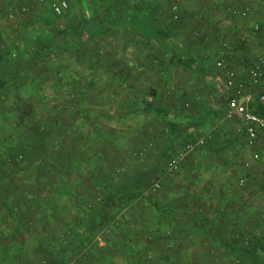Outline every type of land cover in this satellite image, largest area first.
I'll return each mask as SVG.
<instances>
[{"label":"rangeland","instance_id":"rangeland-1","mask_svg":"<svg viewBox=\"0 0 264 264\" xmlns=\"http://www.w3.org/2000/svg\"><path fill=\"white\" fill-rule=\"evenodd\" d=\"M54 1L0 0V50H8L13 57L19 53L14 48L26 53L28 56L25 58L24 71L22 75H18L23 76L27 72L31 78L40 77L37 82L40 92L48 103L56 105L51 116L45 108H39L33 116H25L19 137L26 136V139L32 140L31 145L36 143L33 139L36 137L37 142H41V149L39 151L35 146L25 148L23 151L28 156L26 170L20 175L12 176L10 182L0 179L3 183L0 184V197H10L9 204L13 205V210L27 219L32 227H36L37 233L41 235L42 245L32 233H12L9 223L4 222L0 224V255L6 249L7 254L16 260V264H49L53 248L55 250L57 244L64 241L71 217L82 219L91 210L93 201L98 198L94 197L98 192V183L106 178L108 184L121 186L129 184L135 178L146 176L148 189L157 195H166L167 197L162 198L171 199L172 204L173 201L181 204L184 210H178L180 206L176 208L173 222L167 225V234H162L160 228L155 233L161 235L153 240L151 239L154 237L153 230L156 225L154 220L148 225L147 209L141 205L138 206L139 214L131 216L130 212V219L126 216L125 222L120 219L118 223V220L111 219L97 228L92 239L95 243H118L125 236V232L129 233L126 238L139 237L143 243V247L131 258L123 259L121 254L116 253L111 261L101 264H238L239 261H245L244 252L232 251V247L240 245L237 242L238 235H235L236 226L220 225L224 216L223 210L219 208L222 195L218 191L221 192L222 187L219 189V186H213L210 190L206 186H198L191 196L180 197L187 191V186H190L186 184V173L189 171L187 169L192 167L191 164L198 157L197 152L202 150L201 147L198 148L199 139H168V130L163 119L150 110L142 109L141 103L143 92L150 94V85L148 87L147 83H143V60H149L154 65L153 60L156 59L154 52L147 55V45H144L143 5L150 2L149 9L154 12L157 21L169 30L173 38L188 45L200 36V28L190 24L195 15L193 6L203 7L204 0H136L141 8H135L131 0H125L122 5L114 6L117 15H120L115 19L116 23L114 21L104 35L98 38L94 36V39L91 36L83 38L82 33L77 36L79 27L76 22L82 17L91 16L90 0H86L87 9L82 3L79 6L76 0H66L67 7L60 13H55L53 24H39L42 21L40 18H45L51 12L49 3ZM173 7L176 8L173 10ZM104 8L107 6L102 0H98V6L94 9L100 15ZM173 14L177 17L173 18ZM111 17H115L114 12ZM59 29L61 31L57 32ZM83 29L85 34L86 26ZM94 30L98 32L101 27ZM27 31L32 34L26 36ZM27 37L33 40L35 48L40 41L47 39L49 60L32 54V46L26 44ZM67 39L71 46L69 42L67 48H53L56 44L60 46L66 43ZM78 40L83 42L79 43ZM213 60L216 63L217 60ZM58 63L72 69L71 76H75L78 85L86 89L81 98L84 111L79 115L77 109L71 108L73 101L78 99L76 94L68 93L65 85L54 87L50 81L55 72L50 71V68ZM203 66L207 68L201 74L203 84L214 83L211 81L213 73L210 66L206 63ZM231 68L237 77H241ZM182 72L184 74L181 73V80L189 81L191 74H187L188 70ZM68 76L70 75L63 77V82L69 80ZM30 86L31 83H28L24 87ZM21 97L19 101L25 98V94ZM162 100L166 101V97ZM204 104L202 101L198 104V110L203 109L201 113L204 112ZM166 109L171 111L170 107ZM55 117L60 118L56 127L61 126L58 129L53 127L49 131L48 127ZM206 117V113L199 114L197 121L204 122ZM185 142L194 143V149L183 159L178 171L167 172L165 169L168 160ZM257 142L258 145L263 143L262 140ZM172 143L175 144L174 147ZM257 160H262L254 170L257 173L256 183H259L263 179L261 170L264 155L263 159L259 157ZM242 163L249 172L250 163ZM30 172L34 174L30 175ZM238 177V188L243 190L247 187L243 185V178L246 179V176L241 172L237 179ZM184 179L186 182L178 183ZM40 187L42 190L37 191ZM216 201L219 205L214 204ZM195 214L198 216L196 220L207 219L205 227L208 232L189 236V233L183 234L177 230L184 227L181 225L184 220L189 221L192 227ZM174 223H178V228ZM227 228L232 229V232H225ZM147 229L153 230L146 232ZM47 234L52 239H47ZM147 235L150 240L146 239ZM223 242L231 246L226 247ZM18 251L20 252L17 253ZM97 262L98 260L93 264H99ZM6 263L5 259H0V264Z\"/></svg>","mask_w":264,"mask_h":264},{"label":"trees","instance_id":"trees-1","mask_svg":"<svg viewBox=\"0 0 264 264\" xmlns=\"http://www.w3.org/2000/svg\"><path fill=\"white\" fill-rule=\"evenodd\" d=\"M58 1L59 0H55L52 3ZM102 1L104 2V5L107 6V8H104L102 14L99 15L98 11L96 12L95 9L91 10L92 12L94 11L93 13L95 15L96 22L98 25H100H97L96 27L97 29H100L101 27V30L95 32L94 28L96 27L91 28L87 26L84 34L83 27L86 24L80 20L76 22V25L80 28L77 29V36H80V34L82 33L83 37L91 36L94 39V36H96V38H98L99 36L104 35L106 31L110 29V25L114 23L115 19L120 16L117 15V10H115L114 6L115 4L117 6L122 5L125 0ZM146 1L148 2V0ZM131 2L133 3V7H139L138 1L131 0ZM90 3L94 6H98V0H90ZM51 4L49 3L50 9ZM149 4L147 3L143 5V36L144 38H146L144 45H147V47H149V49L151 50V46L154 44H157L161 49L164 50L167 48L172 49L173 51L171 50L172 52L169 59L170 64L189 70L191 72L193 71L199 77H202L201 74L205 71V68L198 64V56L194 55L189 50H186L180 41L173 38L169 30L162 23L157 21L154 12L149 9ZM113 12L115 13V17H111ZM54 15L55 13L51 9V12H49L45 18H40L42 21H39V24H42V22L46 24H53ZM69 25L71 24L69 23ZM41 28L44 30V27L41 26ZM127 29H129V27H127ZM60 31L61 30L59 29L57 32ZM25 34L26 36H28V34L32 33H30V31H27ZM69 42L70 41H68L67 39L66 43H62L60 46L56 44L53 48H67L69 47ZM82 42L83 41L81 40L79 41V43ZM32 43L33 40L27 37L26 44L32 46V54L42 57V59L44 60H49L50 51L47 47V39H43V41H40L39 46H37L36 48V45ZM169 43L170 45L169 47H167V44ZM14 49L19 52L14 57L8 50H0V179L2 181L8 180L9 182L12 180V176L20 175L24 170H26L28 156L25 155L26 151L24 152L23 150L25 148L34 146L39 151L41 149V142H37L36 137L33 138L36 142L33 145L30 144L32 140L26 139V136L19 137V133L24 126L23 123L25 122V116H33V114L37 113L36 110H39V108H45V110L49 111L48 115L51 116L53 115V107L56 106L55 104L52 105V103H48L46 97L42 94V92H40L37 85L38 79L40 80V77L38 78V76H36L37 74H40L38 71L37 74L34 75L36 77L31 78L27 72L23 73V76H21L22 71H24L25 68V58L28 55L20 49ZM52 70H54L55 72L54 75L51 76L50 81L54 84V87H58L59 85L63 87V85H65L64 87H66V91L68 93L76 94L78 99L73 101L71 108L73 110L77 109L78 115L81 114L84 111L82 105L83 101H81V98L86 89L78 85V80H76L75 76H71V74L73 73L72 69H69V67L65 64L58 63V65L52 66L50 68V71ZM18 73L21 75H18ZM68 74L71 77L68 76L69 80L63 82V77L67 76ZM20 78H23V80H21ZM28 83H31V86L27 88L24 87L27 86ZM63 92L64 91H62V94ZM22 94H25V98L22 101H19L22 98ZM228 99L229 97H227V101ZM158 101L156 102L154 100H149L146 98L143 101L142 98V109L148 111L150 110L157 117H161L165 126L167 127L169 134L176 135V131L179 127L178 123L173 119L172 115H170L169 111L163 105L159 104ZM253 111L264 117V104L258 105ZM59 121V117L53 118V120L51 121V125H49L48 127V130L50 131L53 127L55 128ZM60 126L61 125H59V127ZM33 132L36 133V130H34ZM259 139H263L264 143V134L258 132L257 141ZM185 143L183 144L182 148L176 152V154L183 149ZM205 146L206 145L203 141V143L199 145L198 148L201 147V149H203V147ZM252 150L258 153L259 158L260 153L259 149L257 150L256 145ZM29 174L33 175L34 173L32 174L30 172ZM105 180L98 183L96 186L98 192L94 197L98 198L93 201L91 210H89V212H86L85 216L82 219H79L77 216L71 217V219L69 220L68 231L64 236V241L60 242L59 245L57 244L55 250L53 248L52 259L50 260L49 264H93L97 260V263L101 264L103 262L111 261L116 253L121 254L123 259L131 258L136 253H138L140 247H143V243L140 241V239H138L139 237L134 238L133 236H130L126 238V235L129 233L125 232V236L118 243L112 242L110 244L102 245L100 243H95L92 240L96 229L105 225L111 219L118 220V223H120V219L125 222L126 216H128V219H130V212L131 216H136L139 214L140 208H138V206L141 205L142 208H144L145 210L147 209L146 220H148V225L153 223L152 220H154V223L156 225L154 230H146V232L153 230L154 237L151 239L153 240L157 236L161 235L159 233H155L160 231V228H162V234H167V225L173 222L175 218L174 212L176 208L180 206L178 210H180L181 212L184 210V207L181 204L179 205L177 203H174V201L172 204L171 199L166 200L162 198L167 197L166 195H157L153 192V190L148 189L146 176L139 177V179L135 178L134 181L132 180L129 184H123L121 186L114 183H111L110 185ZM2 181H0V184L3 185V183H1ZM240 182L242 183V181ZM39 190H42V188L40 187L37 191ZM61 190L63 191V189ZM189 191L190 190L187 189V191L180 197H187L189 195ZM9 199L10 197H0V224L8 222L11 226L12 233L15 234L21 233L22 235H26L32 233L33 236H35L36 240L42 245V238L41 235L37 233L36 227H32L27 219H24L20 216V214H17L13 210V205L9 204ZM119 216H121L122 218H119ZM195 216L196 217L194 218V225L192 227H190L189 221L185 220L181 223V225L184 227L178 228V223H174L178 228L177 230L182 232L183 234L189 233V236L208 232L207 228L205 227L207 219L203 218L202 221L196 220L198 216L196 214ZM48 234L47 239H52ZM149 238L150 236L147 235L146 239L150 240ZM246 239L248 240V245L247 247H245L244 252H246L249 257H251V260L248 262L239 261L238 264H264V233L253 236L250 235L247 236ZM227 245L231 246L228 243ZM232 248L233 252L241 253L242 249L239 246ZM10 252L12 253L13 250H10ZM19 252L20 251H18L17 253ZM0 256V259H5V262H7L6 264H16V260H13V257L7 254L6 249L1 252Z\"/></svg>","mask_w":264,"mask_h":264},{"label":"crops","instance_id":"crops-1","mask_svg":"<svg viewBox=\"0 0 264 264\" xmlns=\"http://www.w3.org/2000/svg\"><path fill=\"white\" fill-rule=\"evenodd\" d=\"M76 2L79 6L82 3L87 9L86 0ZM202 4L203 7L193 6L195 15L190 20L192 26L200 28V36L188 45L183 43V46L198 56L199 65L203 66L206 63L210 66L213 73L210 74L211 81L214 83L203 84V78L195 76L194 72L189 70L187 73L191 74L189 81L181 80V73L186 69L167 62L173 50L170 48L164 50L154 44L151 46L153 51L147 47L146 50L147 54L154 52L156 55L154 56L156 59L153 60L155 64L143 60V83H147L148 87L150 85V94L143 92V101L145 98L156 102L159 100V104L165 108L170 107L171 111L167 110L179 127L176 135L168 132V139L203 138L206 146L201 152H197L198 157L191 164L193 168L187 169L189 171L186 173V184H190L186 188L190 190L188 196H191L198 186H206L210 190L213 186H219V189L222 187V191H218L222 195L219 208L223 210L224 216L220 225L236 226L237 242L240 244L241 252H244L248 245L247 236L264 233V163L261 170L263 179L256 183L257 173L255 174L254 170L262 160L252 158V149L245 144V133L239 119L225 116L227 97L231 90L225 85L223 72L215 65L213 59H223L237 71L238 75L244 76L256 59L264 54V0H204ZM90 6H92L90 10L95 8L91 3ZM244 8L248 10L244 16L231 12L232 9ZM89 15L91 16L81 18L85 26L91 28L97 26V22H94L96 21L94 13L90 12ZM255 24L260 27L257 31L253 28ZM143 39L146 41L144 36ZM169 45L170 43L167 47ZM158 62L164 65H158ZM204 68L206 71V66ZM247 91L251 93L249 108L254 110L258 105L264 104L257 100V96L264 93V78L256 85L247 87ZM165 97L166 101H163L162 98ZM201 101L205 103L203 113H201L203 109L199 111L197 108ZM204 113L207 114L204 122H198L197 116ZM203 123L205 126H202ZM259 140L263 142V139ZM174 146L172 143V147ZM261 146L263 143L260 142L258 145L257 142L256 148L263 159L264 148ZM245 161L250 163L249 172L246 171L247 168L244 169L245 165L242 162ZM241 172L246 176V179L243 178V185L247 187L243 190H240L239 183L237 184L239 182L237 176ZM180 182L186 180L178 181ZM216 202L214 204L219 205ZM225 232L231 233L232 229L227 228ZM223 245L228 246L227 242H223ZM244 253L245 261H250L251 257Z\"/></svg>","mask_w":264,"mask_h":264},{"label":"built area","instance_id":"built-area-1","mask_svg":"<svg viewBox=\"0 0 264 264\" xmlns=\"http://www.w3.org/2000/svg\"><path fill=\"white\" fill-rule=\"evenodd\" d=\"M66 7V0H59L51 4V9L56 14L60 13ZM175 8L173 7V10ZM246 10V8L241 10L232 9L231 12L244 16ZM176 17L177 15L173 14V18ZM253 28L256 31L259 30L258 24H255ZM215 64L223 72L225 85L231 90L226 103L225 116L227 118L237 117L239 119L245 133V144L248 148L254 149L258 132L264 134V117L248 107V103L251 100V93L247 91V87L256 85L264 78V54L260 55L248 69L247 73L241 77H237L236 72L223 59H218ZM257 100L259 103H264V93L259 94ZM202 143L203 139H199L198 144L201 145ZM194 147V143L186 142L183 149L168 160L166 170L168 172H176L179 169L181 161ZM252 158L258 159V153L252 151Z\"/></svg>","mask_w":264,"mask_h":264}]
</instances>
